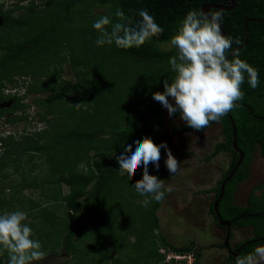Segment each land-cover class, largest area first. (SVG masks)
<instances>
[{"label":"trees","instance_id":"obj_1","mask_svg":"<svg viewBox=\"0 0 264 264\" xmlns=\"http://www.w3.org/2000/svg\"><path fill=\"white\" fill-rule=\"evenodd\" d=\"M15 1L13 5L15 9L13 7L5 11L0 10L3 29L11 37L19 29H26L31 35L16 43H11L8 35H0V103L11 101L8 108H0V118L10 114L6 120L7 123L16 124L23 121L29 124V117L24 115L28 105L23 99L25 95H33L34 103L39 107V111L35 112L34 116L37 117V122L44 123L45 126L30 136L22 137L21 141H18L13 134L6 137L0 136V211L17 210V204H19L17 207L24 208L27 202L24 203L21 200L23 198L19 192L26 188L40 189L42 195H46L45 200H49L52 195L53 202L65 208L75 219L72 226L66 229L63 239H57L60 243L55 244L60 246L63 243L65 255L71 254L70 258L62 264H72L71 261L76 254L74 243L89 238L88 234L96 233L104 222V225L111 230L114 227L115 209L111 202L102 199V193L108 191L106 188L109 181L118 174H124L129 180V185H132L142 177V166L133 170L131 175H126L124 169L117 166L115 151L112 150H115L119 144L122 146L124 138L131 141L132 135L136 134L137 138L149 136L154 143L159 144L165 141L168 144L174 135L190 131L202 134L210 125L216 123L212 122L202 130H195L188 126L179 127L173 122L174 118L179 116L176 114L168 120L171 131L165 138L162 133L164 107L161 104L158 105L157 103L160 102L155 101L152 94H149L148 84L154 82L155 78L150 80V74L146 75V73H149L147 69H150L153 62L175 54L174 48L163 51L157 47V43L170 41L178 23L189 9H201L205 3L224 7L229 6L230 3L228 0H82L81 11L74 13L73 9L79 4L77 0H70L69 3L58 0L60 3H55L57 5L54 6L55 8L50 4L45 5L46 9L42 10L40 16H35L34 9L37 6L32 4L29 8V13L32 14L30 17L28 14L13 15L15 10L22 9L17 3L24 0ZM234 1L235 7L231 11H223V28L227 34L239 37L242 41V45L234 44L233 47H239L240 58L258 69L260 83L253 89L245 81L241 86L245 92L244 99L238 102L240 107L229 113L236 125V146L243 152V161L226 183L218 210L223 220H228L237 226H245L250 224V218L264 216V205L262 207L257 204L254 193L255 190L260 189L261 194H264V182L255 187L253 193L249 195L247 207H238L232 202L227 203V211L233 214L232 216L226 214L223 216L221 209L225 211L228 196L229 199L232 198L233 193H229L228 188L232 185L233 191L238 183L244 182L249 177L250 162L256 149L264 159V113H261L259 109L261 107L258 108L261 106L260 103L264 102V0ZM142 6L150 8L163 27L155 33H150L133 48L120 49L115 45L98 47L95 43L88 42L79 48L77 52L80 57L76 60L69 40L62 39L63 33L73 30L77 31L76 33L81 37H88L89 40L91 36L97 38L98 33L92 28V22L105 14L112 15L113 21L120 19L114 15L117 8L125 12L126 19L123 22L128 23L130 20L134 25L138 19L136 13ZM96 8H104L106 12L97 16L93 15V9ZM58 11L61 12L60 15L57 14ZM211 11H217V9H211ZM75 15L78 16L79 21ZM89 20L92 22H87ZM63 64L69 65L78 76L75 82L61 80ZM22 74L32 78L28 84L21 83V87L25 90L23 95L7 94L5 91L16 87L18 78H24ZM115 93L123 97L114 101ZM129 98L133 103L134 101L137 103L136 100L140 98L143 101L146 98V102L144 105L139 104L138 108L131 112L133 115L127 123L126 117L129 113H123L118 108ZM89 102H92L91 107L95 109L92 113L86 109ZM15 113H19L18 116ZM220 123L223 140L214 146L213 152L206 159L209 160L223 152L230 157V163L216 186L204 191L214 193V200L219 195L222 180L233 170L239 158V154L232 148L233 129L227 116L222 117ZM101 137L105 140L98 141ZM84 142L89 149L84 147ZM89 151L92 153L89 154ZM163 153L164 149H161V154ZM30 154H40L45 158L48 171L46 170L45 175L43 174V180L26 178L23 173L19 174L21 177L19 184L15 182V179L9 180V175L4 170L9 164L7 162L10 157ZM22 161L23 164L28 163L27 159ZM84 161L87 172L77 171L78 166ZM13 165L14 171L18 172L16 163ZM150 166L151 163L149 173ZM9 181L13 189L19 186L20 191L13 190L16 195L7 199L3 197L5 187L2 184ZM61 185L69 187L67 195H62ZM28 202L32 211H36V207L41 205L31 200ZM162 202H155L150 207L151 222L148 229L155 231L157 241L153 242L154 248L150 249L140 264H158L162 260L157 252L158 246L176 252L194 251L198 258V252L193 246L171 244L165 236L160 234V223L156 212ZM236 210H238L237 214H234ZM30 214V212L27 213V215ZM209 215L216 217L213 203L209 207ZM39 217L42 225L45 219L55 218V216ZM256 226L255 231L264 228V224ZM31 227L34 229V235L39 234V240L46 249L48 244L50 245L47 241L48 237L54 234L40 233V227L35 224ZM256 238H261L264 243V236ZM43 239L46 240L45 244ZM255 244L256 241L250 242L247 247L251 248L246 250V253L250 252ZM116 260L120 263L119 259L114 257L113 261L116 262ZM6 261L7 253L0 255V264H6ZM132 262L130 259L128 264H134ZM194 264H198L197 261Z\"/></svg>","mask_w":264,"mask_h":264},{"label":"rangeland","instance_id":"obj_2","mask_svg":"<svg viewBox=\"0 0 264 264\" xmlns=\"http://www.w3.org/2000/svg\"><path fill=\"white\" fill-rule=\"evenodd\" d=\"M64 1L68 3L70 2V0ZM77 1L79 4L73 9L74 13L76 11L79 13L82 8L80 6V2L82 0ZM15 3V0H0V10L5 11L12 9ZM55 3L58 4L60 2H58V0H24L23 2L17 3L22 7V9L15 10L13 15L20 16L21 14H28V16L31 17L32 14L31 12L29 13V8H31V5L34 4L37 6L36 9H34V13L36 14L35 16H40L42 14V10L46 9L45 5L50 4L51 7L55 8ZM104 12H106L104 8L93 9V15L96 16L98 14H103ZM60 13L61 12L59 11L57 12L58 15H60ZM77 15H75V17H77V20L79 21ZM87 22L91 23L92 21L89 20ZM76 32L77 31L73 30L72 32L63 33L64 38L62 39L66 38V40H69L68 42L70 43L71 50H73L74 56L76 60H78V57H80L79 52H77L79 51V48L82 45H86L88 42L90 44L92 42L95 43L96 36H91L89 40L88 37H81ZM4 34L8 35L11 43L21 42L25 39V37L31 35L30 32L26 31V29H19L12 37L11 35L9 36V34L5 32V29H3L2 19L0 17V35ZM157 47L163 51H169L172 49L169 41L159 42L157 43ZM169 57L153 62V64L149 67L150 69H147V72L149 73H146V75L150 74V80L151 78H155L154 82H150L148 84L150 95L156 91H163V81L167 78L170 80L175 75L168 65ZM21 76H23V74ZM18 77L19 76H17V78ZM23 77L24 78H18V84L14 87V89L5 92H7V94L17 93L19 96H22L25 90L21 87V83L25 82V84H28V82L30 83V81H32V78L29 75H24ZM77 77L78 76L70 69L69 65H62V71L60 74L61 80L73 83L77 80ZM139 94H142V92ZM117 95V93L114 94V101L123 97ZM41 96L43 97L46 95ZM34 97L35 96L33 95H25V98L23 99V101L28 105L24 115L29 117V124L23 121L16 124L7 123L6 120L10 117V114H5L2 118H0V136L3 135L6 137L9 134H13L18 141H21L22 137L30 136L35 131H38L45 126L44 123L37 122V117L34 116L35 112L39 111V107L34 103ZM136 102L137 103L134 101L133 103L131 98H129L128 101H125L124 104L118 108V110H121L123 113H129L126 117L127 123L130 121L129 118L133 115L131 112L137 109L139 104L144 105L146 98L145 101L140 98L137 99ZM10 104L11 101L7 100L0 103V108H8ZM91 104L92 102H89L86 109H89L88 112L91 111L92 113L95 109L91 107ZM157 104L159 105L160 103ZM260 105L261 106H258V108L261 107L259 109L261 113H264V102H261ZM17 114L19 113H15V115ZM169 118L170 116L168 115L167 109L164 108V127L162 129V133L165 138L169 136L171 131L168 124ZM173 122L179 127L186 126L184 121H182L179 116L175 117ZM222 135V124L220 122H216L212 126L208 127L202 134L190 131L185 134L174 135L170 138L167 145L180 164L177 173L172 175L167 170L164 163L166 158L165 152L161 154L159 170L155 169L152 164L150 166V174L163 179L165 186H171L172 188V191L167 193V198L160 204L156 215L159 218L160 231L174 245L181 246L188 244L185 239L193 237L196 239L198 238L202 242L210 241L208 236L210 231L208 232V235H206V231L207 229L209 230L213 228V222L210 217L211 215H209V206L212 202L214 194L211 192L205 193L204 191L210 190L216 186L217 180L221 178L222 174L228 168L230 157L223 152L209 160H207L206 157L213 152L215 144L223 140ZM100 140L105 139L101 137L98 141ZM84 144V147L86 146V148L89 149L86 145L87 143L84 142ZM91 153L92 152L89 151V154ZM17 156H19V159L16 158ZM17 156L13 155L10 157L7 162L9 164L4 170V172L9 175V180L15 179V182L19 184L21 179L19 176L20 173L25 174L26 178L30 177L29 179L36 178L37 181L43 180V174L45 175V171H48V168L45 166L44 157L40 154ZM26 159L28 160V163L23 164L22 160ZM11 161L16 163L18 172L14 171L15 166ZM77 171L83 173L87 172L85 161L78 166ZM65 176H68V174H65ZM263 182L264 159L260 156L259 150L256 149L250 162L249 177L244 182H241L236 186L234 201L239 205H246L248 195L253 193L255 187ZM2 185L5 187L3 197H6L7 199L16 195L13 190L20 191L19 186L18 188L13 189L10 181L5 182ZM231 186L228 188V190L230 189L229 193H233L234 191H232ZM61 188L63 196L69 193L70 189L67 185H61ZM106 189H108V191L105 190L106 192L102 193V199L107 200V202H111L115 209L114 227L111 230L108 226L104 225V222L99 226V230H97L96 233H92L93 236L89 233V238H85L82 241H79V243H74L76 244V254L73 261H71L72 264H80L81 262H86L87 264H128L130 259L133 261L132 263L140 264L150 249L154 248L153 242L157 241V237L155 231H149L148 226L151 222L150 207L155 203V201H152L148 207L142 206L141 201L143 200V197L137 194L129 185V180L124 174H118L113 180L109 181ZM19 193L22 194L23 199L21 200L24 203L27 202V204L24 205V208L23 206L17 207L19 206V204H17L16 208H21L20 210L24 209L23 211L26 213H31L30 215H27L26 222H28L30 226L35 224L40 227L39 231H41L40 233L42 234H54V236L52 235L51 237H48L47 241H49L50 245L48 244L46 249H44L46 251V255L38 262V264H62L70 258L71 254L65 255L66 253L64 251L63 243H61L60 246H56L55 244L60 243L57 239H63L66 229L72 226V222L75 220L74 217L72 218V215H70L65 208H61L59 204L53 202V198L51 197L52 195L49 200H45L46 195H42L40 189L26 188L21 190ZM254 193L257 204L260 206L264 205V194H261V190H255ZM28 200L37 202L41 205L36 207V211H32ZM230 202L233 203V197L229 199L228 196L225 204V211L223 208L221 209L223 216L225 214L227 216L233 215L227 211L226 207L227 203L230 204ZM237 211L238 210L233 213L237 214ZM39 216H55V218L53 219L52 217L49 220L45 219L44 224L42 225L40 220L41 218ZM249 223L254 228L257 227L256 225H263L264 216L252 217L249 219ZM83 227L88 230L84 225ZM201 227H205V229H200ZM245 230L247 232L245 233L246 236L251 237L252 229L249 228ZM245 234H243V238ZM253 235L255 237L264 236V228L262 230H257L256 232L254 231ZM34 236L35 238L40 239L39 234H35ZM177 239L180 240L179 243L174 241ZM43 241L45 244L46 240L43 239ZM114 257L118 258L120 263H117V260L114 262Z\"/></svg>","mask_w":264,"mask_h":264},{"label":"clouds","instance_id":"obj_3","mask_svg":"<svg viewBox=\"0 0 264 264\" xmlns=\"http://www.w3.org/2000/svg\"><path fill=\"white\" fill-rule=\"evenodd\" d=\"M114 15L120 19L113 21L112 15L105 14L92 22V28L98 33L96 46L130 49L163 27L146 6L139 8L134 25L130 20L123 22L126 17L122 9L117 8ZM223 21L222 10L187 11L169 41L175 55L169 57L168 65L175 75L163 81V91L152 93V98L167 109L170 117L178 114L186 126L195 130L220 122L240 107L238 102L245 96L241 86L245 81L253 89L260 83L258 69L240 58L239 47H233L242 45V41L222 31ZM161 149L166 154L167 170L176 174L180 164L165 141L157 144L149 136L137 138L133 134L131 141L124 138L122 146L119 144L112 150L117 166L126 175L142 166V177L130 186L143 197L144 207L152 201L162 202L172 191L163 179L149 173L150 163L159 170ZM26 221L27 213L23 210L0 211V255L7 253L6 264H38L46 255L41 241L34 236V229ZM160 248L167 249L158 246L157 252ZM234 264H264V243L238 255Z\"/></svg>","mask_w":264,"mask_h":264},{"label":"flooded vegetation","instance_id":"obj_4","mask_svg":"<svg viewBox=\"0 0 264 264\" xmlns=\"http://www.w3.org/2000/svg\"><path fill=\"white\" fill-rule=\"evenodd\" d=\"M236 186L234 190H236ZM233 195L235 197V192H233ZM214 197H215V194L212 198V202L210 203V205L214 203V201L216 200V199L214 200ZM247 201L248 200H246V205H247ZM243 206L244 205H239L238 207H243ZM219 214H220L219 217H220L221 223L219 221L218 216H216L215 218L213 216H210L213 222V228L209 230L206 228L207 229L206 235H208V232L210 231V234L208 235L210 238V241L202 242L198 238L197 240L195 237L185 239L188 244H184V245L193 246L195 251L198 252V258H196L195 252L194 251L192 252L194 256V263L197 261L198 264H234V261L238 255L245 254L246 250L248 251V249L251 248V247L250 248L247 247L250 244V242L256 241L255 246L257 244L262 243L261 238L260 239L256 238L253 235L254 230L251 231L252 233L251 237L246 236L245 233L247 232L245 229H249V227L247 226L248 224L245 226H237L229 222L228 220H223L221 218L220 212ZM200 229H205V227H201ZM159 232L160 234L165 236L160 231V229H159ZM243 234H245L244 238H243ZM174 241L179 243L180 240L177 239ZM168 242L171 243L169 240Z\"/></svg>","mask_w":264,"mask_h":264},{"label":"water","instance_id":"obj_5","mask_svg":"<svg viewBox=\"0 0 264 264\" xmlns=\"http://www.w3.org/2000/svg\"><path fill=\"white\" fill-rule=\"evenodd\" d=\"M228 1L230 4H229V6H225V7L221 6V5L214 4V3H205L201 6V10L205 11V12H208L211 9H217V10H222V11H231L235 7V1L234 0H228ZM222 31H225L224 28L222 29ZM226 116L229 119L231 126H232V129H233L232 148H233V150H235L239 154V158H238L237 163L235 164L233 170L221 182L219 195L213 203L214 213L216 216H218L220 223H221V220L219 217L220 214H219L218 206H219V203L224 196L225 185L231 179V177L235 174L237 168H239L241 166L242 161H243V152L241 150H239L236 146V135H237V133H236L235 122L232 119L230 114H227ZM227 226H228V224H227Z\"/></svg>","mask_w":264,"mask_h":264},{"label":"built area","instance_id":"obj_6","mask_svg":"<svg viewBox=\"0 0 264 264\" xmlns=\"http://www.w3.org/2000/svg\"><path fill=\"white\" fill-rule=\"evenodd\" d=\"M158 252L163 256L160 264H194L192 252H176L165 248H160Z\"/></svg>","mask_w":264,"mask_h":264},{"label":"crops","instance_id":"obj_7","mask_svg":"<svg viewBox=\"0 0 264 264\" xmlns=\"http://www.w3.org/2000/svg\"><path fill=\"white\" fill-rule=\"evenodd\" d=\"M226 170H227V169H226ZM224 173H225V172H224ZM224 173H223V174H224ZM223 174H222V176H223ZM222 176H221V178H222ZM221 178H219V179H221ZM219 179H218V180H219ZM218 180H217V181H218ZM235 191H236V190H235ZM235 191H234V192H235ZM249 195H250V194H249ZM249 195H248V197H249ZM232 197H233V201H234V199H235L234 195H232ZM248 197H247V200H248ZM247 202H248V201H247ZM234 204L237 205V206H239V204H237L235 201H234ZM243 207L245 208V207H247V205H244ZM247 226H248L249 228H251L252 230L255 231V228L252 227L250 224H248ZM255 232H256V231H255Z\"/></svg>","mask_w":264,"mask_h":264}]
</instances>
